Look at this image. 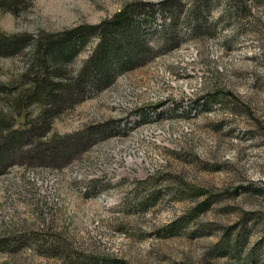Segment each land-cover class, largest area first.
Wrapping results in <instances>:
<instances>
[{"label": "rangeland", "instance_id": "obj_1", "mask_svg": "<svg viewBox=\"0 0 264 264\" xmlns=\"http://www.w3.org/2000/svg\"><path fill=\"white\" fill-rule=\"evenodd\" d=\"M165 1L33 0L19 14L0 10V33L38 39L139 2L153 48L147 64L99 93L87 87L43 138L8 154L0 264H264V0ZM31 47L0 56V138L39 122L43 106L28 105ZM96 126L93 146L67 165L38 148Z\"/></svg>", "mask_w": 264, "mask_h": 264}, {"label": "trees", "instance_id": "obj_2", "mask_svg": "<svg viewBox=\"0 0 264 264\" xmlns=\"http://www.w3.org/2000/svg\"><path fill=\"white\" fill-rule=\"evenodd\" d=\"M32 1L0 0V10L19 14L26 10ZM172 2L177 4V0H166L163 6L167 7ZM145 6L147 4L131 3L112 18L97 25H82L56 34H43L38 39H32L30 36H5L0 33L2 57H11L20 49L32 45L33 61L27 70L31 77L26 81L32 84L33 88L28 105L40 103L43 106L38 117L39 122L30 129H26L28 126L24 127L26 130L9 128L10 130L0 138V172L15 163L8 155L12 150L21 152L30 137L43 138L58 115L83 102L89 95V92H84L87 87H90L93 93H99L111 86L118 76L147 64L153 58L151 42L146 40L147 21L139 17V10ZM167 20L169 23L165 29L162 25L163 31L159 34L166 42L173 37L172 26L175 23L171 18ZM192 27L193 32H196L201 26L197 22ZM166 28L171 32L167 33ZM91 38L96 39L93 50L82 63L79 72L74 77H68L72 62L87 47ZM27 76L26 74L25 78ZM5 91H8L7 87ZM101 128L96 126L86 129L74 136L53 141L49 146L38 148L41 154H51L53 159L62 157L64 160L62 159L61 166H64L77 154L93 146L95 141L92 133ZM168 234L171 236L175 233ZM234 241V248L241 246L239 240Z\"/></svg>", "mask_w": 264, "mask_h": 264}]
</instances>
